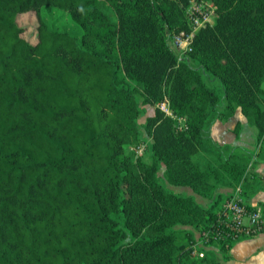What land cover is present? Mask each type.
Returning a JSON list of instances; mask_svg holds the SVG:
<instances>
[{
    "label": "trees",
    "instance_id": "obj_1",
    "mask_svg": "<svg viewBox=\"0 0 264 264\" xmlns=\"http://www.w3.org/2000/svg\"><path fill=\"white\" fill-rule=\"evenodd\" d=\"M189 1L0 0V264H222L225 241L192 248L256 151L209 130L240 112L264 148V0H211L179 57ZM60 11L73 33L45 21ZM147 137L148 159L128 149Z\"/></svg>",
    "mask_w": 264,
    "mask_h": 264
},
{
    "label": "built area",
    "instance_id": "obj_2",
    "mask_svg": "<svg viewBox=\"0 0 264 264\" xmlns=\"http://www.w3.org/2000/svg\"><path fill=\"white\" fill-rule=\"evenodd\" d=\"M215 6L211 0H190L185 8L188 31L181 30L169 36L170 47L179 53V57L191 49L194 33L202 27L211 25L214 19ZM166 107V106H165ZM166 113L170 114L166 107ZM137 152V150L135 149ZM264 230V213L261 207H249L242 198V188L236 186L232 193L222 201V212L216 223L208 230L202 231L193 245L191 254L203 257L202 247L206 248L212 240L232 241L252 237Z\"/></svg>",
    "mask_w": 264,
    "mask_h": 264
},
{
    "label": "crops",
    "instance_id": "obj_3",
    "mask_svg": "<svg viewBox=\"0 0 264 264\" xmlns=\"http://www.w3.org/2000/svg\"><path fill=\"white\" fill-rule=\"evenodd\" d=\"M236 124H239L237 133L233 132ZM249 125L240 112H236L227 121H215L209 135L219 144L256 151L248 170V181L252 186L248 187L246 194L242 193V198L249 207L259 206L264 213V148L260 147L257 151L259 146L256 145V129L253 131ZM247 129L250 131L246 136ZM219 191L226 195L224 201L233 189L223 187ZM213 249L217 250L215 246ZM217 257L222 264H264V230L252 237L232 241L221 252L217 251Z\"/></svg>",
    "mask_w": 264,
    "mask_h": 264
},
{
    "label": "rangeland",
    "instance_id": "obj_4",
    "mask_svg": "<svg viewBox=\"0 0 264 264\" xmlns=\"http://www.w3.org/2000/svg\"><path fill=\"white\" fill-rule=\"evenodd\" d=\"M44 19L45 21L48 23L49 26L51 27H56L57 29H66V30H69L71 33H73L71 27H72V23L71 21L69 20L68 16L63 13V12H57V13H49V12H45L44 13ZM18 23L20 26H23L25 31H24V36L29 39H34V36H35V28H36V25H37V22H36V18H35V15L33 13H24V14H21L19 17H18ZM80 29V28H79ZM263 88H264V82L262 84ZM163 110L166 109L165 106L162 107ZM152 108L151 107H147V113L146 114H150L152 112ZM144 119H145V116H142L139 118V121L141 123L144 122ZM236 127V125H234L233 127V132L234 131V128ZM249 127L255 131V128L250 126ZM249 131L247 129V132L249 135ZM145 134V132H144ZM148 140H146V142H141L139 143V145H130L128 146V149L129 150H134L136 149L137 150V154H144L143 157L145 159H148V156H147V153H148V142H150V139L149 137H147ZM145 147H146V150H145ZM145 152V153H144ZM206 157H209L211 159H213L212 156H210V154H206ZM159 179H160V182L162 183V185L170 192H173L175 194H179V195H185V196H192L193 199L203 205V206H207L210 204V200L205 198V197H202L198 194H196L195 192H193V190L188 187V186H179V185H173V184H170L168 183L165 178L163 177V170L161 169L159 172Z\"/></svg>",
    "mask_w": 264,
    "mask_h": 264
}]
</instances>
